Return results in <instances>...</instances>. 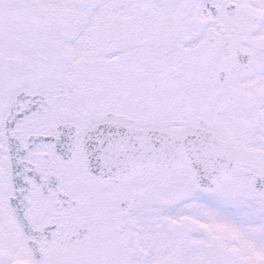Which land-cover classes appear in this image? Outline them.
Wrapping results in <instances>:
<instances>
[{"label":"snow or ice","instance_id":"1","mask_svg":"<svg viewBox=\"0 0 264 264\" xmlns=\"http://www.w3.org/2000/svg\"><path fill=\"white\" fill-rule=\"evenodd\" d=\"M0 264H264V0H0Z\"/></svg>","mask_w":264,"mask_h":264}]
</instances>
